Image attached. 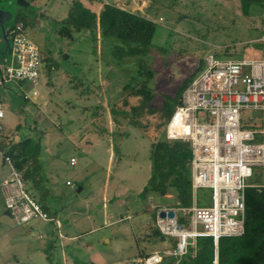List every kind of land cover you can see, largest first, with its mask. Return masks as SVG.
<instances>
[{
    "label": "rangeland",
    "instance_id": "374dc122",
    "mask_svg": "<svg viewBox=\"0 0 264 264\" xmlns=\"http://www.w3.org/2000/svg\"><path fill=\"white\" fill-rule=\"evenodd\" d=\"M73 1L0 0V76L1 65L11 60L9 31L20 17L45 56L41 79L34 85L39 93L35 98L23 97V91L33 87L28 82L0 86L3 132L25 122L10 137L0 139L42 136L40 159L57 187L48 205L63 223L59 229L49 220L18 225L6 214L0 189V264H132L145 253L172 251L171 237L159 240L152 234V210L157 204L167 206L166 202L139 195L151 174V142L163 128L157 130L155 116L146 114L144 121L150 126L145 135L122 116L117 123L112 112V107L130 109L138 102V97L129 95L131 87L125 86L147 75L140 72L137 57L117 62L115 45L104 42L99 30L76 32L73 40L60 37V22ZM83 1L97 12L105 2L114 3L158 23L155 45L144 56L145 64L154 70L149 82L155 92L152 106H160L165 94H175L201 59L206 61L210 55L264 57V50L256 45L264 33V2L255 0L257 6L245 16L238 0ZM50 61L54 65L49 70ZM72 155L76 165L70 164ZM10 172L0 151V181ZM68 178L74 187L66 184ZM210 196L211 190H198L200 200L208 199L205 204H211ZM167 197L172 204L173 196ZM60 232L63 235L58 237Z\"/></svg>",
    "mask_w": 264,
    "mask_h": 264
},
{
    "label": "built area",
    "instance_id": "2783aa9c",
    "mask_svg": "<svg viewBox=\"0 0 264 264\" xmlns=\"http://www.w3.org/2000/svg\"><path fill=\"white\" fill-rule=\"evenodd\" d=\"M11 60L1 65L0 86L10 81L33 85L24 90L25 98L39 93L34 85L42 76L43 56L37 44L18 22L10 29ZM264 50V33L256 40ZM247 111H252L246 114ZM256 112V113H254ZM5 116L0 99V129ZM212 120H209V119ZM168 139L191 143L193 203L186 207L159 205L157 225L162 233L178 239L177 248L169 255L178 257L196 245L199 236H212L218 244L222 236H240L245 231V189L257 169L264 186V57L260 59L217 58L210 55L206 67L193 79L182 95L166 126ZM10 176L2 182L6 208L17 224L53 217L27 191L21 173L10 156H4ZM71 158V163H76ZM74 187L75 183L67 181ZM199 189L211 190V204H201ZM205 199V198H201ZM157 207V205L155 206ZM175 211V216H161L162 211ZM186 219L180 223L178 214ZM42 237V235H41ZM165 255L154 253L144 264H159Z\"/></svg>",
    "mask_w": 264,
    "mask_h": 264
},
{
    "label": "trees",
    "instance_id": "16d2710c",
    "mask_svg": "<svg viewBox=\"0 0 264 264\" xmlns=\"http://www.w3.org/2000/svg\"><path fill=\"white\" fill-rule=\"evenodd\" d=\"M242 14L249 16L257 2L264 0H238ZM264 9V5L261 6ZM21 16V15H20ZM264 18V17H263ZM18 22L28 25L22 17ZM158 23L140 12L122 8L114 3H104L102 9L97 12L83 0H74L69 8L65 20L60 22L58 34L61 38L73 40L75 33L89 30L95 33L100 31L101 37L107 44H114L113 54L117 62L127 58L137 57L140 72L146 74L147 78L136 84L128 83L125 87H131L129 95L138 97V102L130 106V109L123 107H112L114 119L119 122L118 116H122L128 124L140 128L146 134L150 124L144 121L146 114L155 116L156 128L163 130L157 138L153 139L150 148L151 174L139 195L143 199L150 197L159 198V202H166L170 207H186L193 203L192 192V158L193 152L191 143L182 139H168L166 137V126L174 114L177 106L182 103V95L193 79L203 70L206 61L201 59L199 66L178 86L175 94H165L162 104L158 107L151 103L155 98V92L149 85L154 76V70L144 62V56L155 45L154 37ZM256 45L262 48V44L256 41ZM227 48L225 52L229 54ZM217 58L224 56L214 54ZM242 53L238 58H242ZM43 60L45 56L42 54ZM50 59V58H48ZM52 61L47 64L48 69L53 67ZM24 97V93H23ZM1 99V98H0ZM26 100L27 98L24 97ZM27 101V100H26ZM125 106L129 105L128 98L123 99ZM119 106V105H118ZM25 123V122H24ZM19 123L10 132L4 133L0 129V137H10L15 131L22 127ZM42 136L35 138L27 136L18 141L5 142L0 139V151L4 156H10L16 169L21 173L27 191L49 212L53 217L56 212L51 211L48 199L51 190L46 184L43 173V164L40 159L42 147ZM250 184L245 189V231L240 236H222L218 244H215L212 236H199L196 245L189 246L188 251L178 257V264H264V186H257L263 182L262 173L256 170L250 179ZM171 194L173 203H167V196ZM208 199H201L200 203H207ZM157 207L152 210L153 235L159 240H166L171 237V250L177 248L178 239L161 232L157 225ZM180 223L186 219L181 213L178 214ZM150 256L149 253L142 255L140 261L132 264H144V259ZM172 255H165L170 259ZM173 261L170 264H175ZM162 264V263H159Z\"/></svg>",
    "mask_w": 264,
    "mask_h": 264
},
{
    "label": "crops",
    "instance_id": "0c3cea01",
    "mask_svg": "<svg viewBox=\"0 0 264 264\" xmlns=\"http://www.w3.org/2000/svg\"><path fill=\"white\" fill-rule=\"evenodd\" d=\"M101 9V8H100ZM99 9V10H100ZM98 10V11H99ZM25 29H26V32H27V26L25 27ZM9 34H10V32H9ZM27 34H28V32H27ZM29 36V35H28ZM10 37H11V35H10ZM12 45V44H11ZM83 137H84V135H82L81 136V139L80 140H83ZM83 142H85V146H88V143L90 142V141H83ZM73 144L75 145V143L73 142ZM72 157H74V155H72ZM4 163H6L5 162V160H4ZM78 162L76 161V163L75 164H72L71 163V161H70V164L71 165H76ZM43 173H44V176H45V180H46V184L49 186V188H50V190H51V193H54L55 191H56V188L57 187H55L56 185L55 184H52L51 183V181H50V177L45 173V171H44V166H43ZM10 175H8V176H5L3 179H1V181H0V186L2 185V182L5 180V179H7L8 177H9ZM68 180H71V179H67L66 180V184H67V181ZM72 181V180H71ZM72 182H74V181H72ZM69 186V185H68ZM1 189V188H0ZM83 189V187H81V189H80V191ZM6 207V206H5ZM7 209V208H6ZM8 210V209H7ZM10 216H11V214H10ZM128 217H130V216H128ZM35 221V220H34ZM50 222H52L53 223V225L54 226H57L58 227V229L60 228V227H62L63 226V223L61 222V220H60V218H59V216H58V214L56 213L54 216H53V219L52 220H49ZM32 222V221H31ZM30 222H28V223H26V224H18V225H28ZM56 227V228H57ZM60 231V230H59ZM28 233H32V230L31 229H29V232ZM60 235H63L62 234V232H60L59 233V236L58 237H60ZM41 236V235H40ZM55 240H57V235H54V236H52V241H54L55 242ZM107 241H110V239H107ZM114 264H117L116 262L114 263Z\"/></svg>",
    "mask_w": 264,
    "mask_h": 264
},
{
    "label": "water",
    "instance_id": "95a60500",
    "mask_svg": "<svg viewBox=\"0 0 264 264\" xmlns=\"http://www.w3.org/2000/svg\"><path fill=\"white\" fill-rule=\"evenodd\" d=\"M79 189H81V187H79ZM6 214H8V215H10V212H9V210H6ZM160 215L161 216H166V215H168V216H170V217H174L175 216V211L174 210H169V211H162L161 213H160ZM175 260V256H172L170 259H165V260H163L162 261V264H170V263H172L173 261ZM215 264H218V261L216 260V262H215Z\"/></svg>",
    "mask_w": 264,
    "mask_h": 264
}]
</instances>
